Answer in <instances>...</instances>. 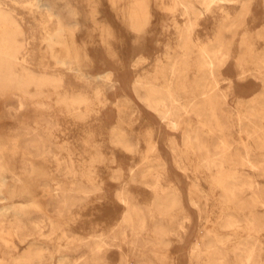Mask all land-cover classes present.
Wrapping results in <instances>:
<instances>
[{"label":"rangeland","instance_id":"obj_1","mask_svg":"<svg viewBox=\"0 0 264 264\" xmlns=\"http://www.w3.org/2000/svg\"><path fill=\"white\" fill-rule=\"evenodd\" d=\"M51 1L0 0V264H264V0Z\"/></svg>","mask_w":264,"mask_h":264},{"label":"bare ground","instance_id":"obj_2","mask_svg":"<svg viewBox=\"0 0 264 264\" xmlns=\"http://www.w3.org/2000/svg\"><path fill=\"white\" fill-rule=\"evenodd\" d=\"M36 1H44L43 2V6H47L48 8H49V11H52L53 12V6H52V4L50 3V1L51 0H36ZM52 2V1H51ZM39 3V2H38ZM53 3V2H52ZM63 9H61L60 11H62ZM50 13V12H49ZM66 18V17H65ZM64 18V19H65ZM67 19V18H66ZM59 20H60V24L62 23V24H64V25H68V26H70V25H72L73 24V21L71 20V19H67V21H65V20H63V19H61V18H59ZM58 30H60L59 28H58ZM50 37V36H49ZM60 38V37H59ZM18 39V38H17ZM56 41V40H55ZM58 41V40H57ZM60 41V40H59ZM16 51V50H15ZM13 53V52H12ZM6 57V56H5ZM205 58V57H204ZM209 58V57H208ZM12 59V58H11ZM224 59V58H223ZM5 62V60H1L0 61V65H3V63ZM208 63V62H207ZM210 63V62H209ZM211 65H212V63H210ZM5 66V65H4ZM211 67H213V66H211ZM215 68V67H214ZM12 69H13V67H12ZM213 69V68H212ZM214 71V70H213ZM214 72H216V71H214ZM1 73V72H0ZM7 77H6V75H4V73H1L0 74V94L1 93H3V91H5V89L7 88V85L4 83V80L6 79ZM23 78V77H22ZM22 78H20V79H22ZM27 77H25V79H26ZM56 78V77H55ZM214 78V77H213ZM8 79V78H7ZM24 79V80H25ZM28 80H30V79H28ZM9 81H10V79H9ZM8 82V81H7ZM13 82V81H12ZM18 82V81H17ZM19 83V82H18ZM24 83V82H23ZM215 84H217V83H215ZM36 85V84H35ZM51 85V84H50ZM171 91V90H170ZM149 93V92H148ZM170 93V92H169ZM171 94V93H170ZM170 94H168L169 96H170ZM145 97V96H144ZM172 98V97H171ZM172 100H173V98H172ZM176 100V99H175ZM69 106V105H68ZM165 107H167V106H165ZM170 113V112H169ZM11 114V113H10ZM168 114V113H167ZM115 140V139H114ZM208 158V157H207ZM220 162H222V161H220ZM6 180H7V178H4L3 179V181L2 182H6ZM67 205V204H66ZM127 225H129V224H127ZM135 228V227H134ZM166 228V227H165ZM36 254V253H35ZM39 255V254H38ZM33 257H37V255L36 256H33ZM32 257V258H33ZM32 258H29L30 260H32ZM42 258V257H41ZM40 257H39V259H41ZM34 259V258H33ZM39 259H38V261H39ZM35 261L37 262V260L35 259ZM34 261V262H35ZM43 261V260H42ZM33 262V261H32ZM40 262V261H39Z\"/></svg>","mask_w":264,"mask_h":264}]
</instances>
